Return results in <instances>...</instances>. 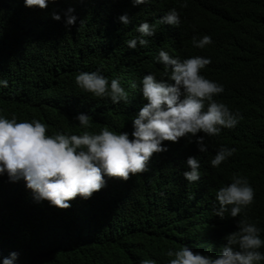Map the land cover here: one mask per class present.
<instances>
[{
  "label": "trees",
  "instance_id": "trees-1",
  "mask_svg": "<svg viewBox=\"0 0 264 264\" xmlns=\"http://www.w3.org/2000/svg\"><path fill=\"white\" fill-rule=\"evenodd\" d=\"M151 0L133 6L132 0H49L46 8L26 7L24 0H0V114L17 121L37 119L56 133L128 132L147 100L140 79L147 73L167 80L154 57L163 48L181 60L210 57L201 74L224 86L214 96L242 116L234 128L205 136L202 153L196 136L165 140L167 151L153 153L145 172L127 180L105 177L106 184L90 198L77 195L68 208L37 201L24 179L11 182L0 175V260L18 253L16 264H168L166 251L184 245L193 252L215 256L224 237L247 219L264 239V0ZM74 9L76 22L67 25L65 12ZM180 13L178 27L159 20L170 9ZM59 13L61 19L52 18ZM127 14L124 25L119 17ZM147 20L157 32L146 47L129 48L139 36L135 28ZM210 35L213 43L201 49L192 38ZM98 71L119 77L129 102L113 104L80 89V72ZM136 82L137 87L131 88ZM91 117L82 128L74 118ZM235 153L218 167L210 160L221 146ZM189 156L199 159L201 179L189 183ZM235 175L247 177L254 202L232 217L221 219L216 191ZM230 207V206H229ZM264 252V247L259 249ZM260 264H264L261 261Z\"/></svg>",
  "mask_w": 264,
  "mask_h": 264
},
{
  "label": "clouds",
  "instance_id": "clouds-1",
  "mask_svg": "<svg viewBox=\"0 0 264 264\" xmlns=\"http://www.w3.org/2000/svg\"><path fill=\"white\" fill-rule=\"evenodd\" d=\"M151 0H132L133 6L146 4ZM49 0H24L26 7L46 8ZM188 6V0L180 5ZM74 9L65 12L66 24L72 25L77 17ZM52 18L60 20L59 13ZM119 20L127 25L129 17L121 15ZM178 27L180 13L170 9L159 20ZM139 36L126 41L129 48L149 44L147 37L157 32V24L147 20L135 28ZM195 47L205 48L213 43L210 35L192 38ZM154 59L163 65L167 80L157 79L156 74L147 73L140 79V93L147 103L140 108L133 119L131 139L128 132H116L104 127L97 133L82 131L80 134L46 135L47 126L37 119L17 121L0 114V175H7L11 182L21 178L31 189L37 201L47 199L59 208H68L77 195L87 199L93 192L106 184L105 177H120L147 171L153 153L167 151L165 140L176 142L188 134L196 136H217L222 128H234L242 119L239 111H232L214 96L224 92V86L201 74L211 63L210 57L193 56L181 60L163 48ZM77 86L94 97H109L113 104L129 102V93L121 86L120 78H109L98 71L80 72L75 77ZM131 88L137 87L136 82ZM0 87L7 88L8 81L0 79ZM87 129L91 117L79 113L74 118ZM205 136H196V143L202 153L208 151ZM235 148L221 146L210 160L212 167H218L235 153ZM189 170L183 176L189 183L201 179L199 159L189 156L186 160ZM255 190L247 177L235 175L230 184L220 187L215 193L218 207L213 213L221 219L228 214L238 216L254 202ZM230 206V207H229ZM261 229L247 219L238 220V230L224 237L218 255L211 256L193 252L183 246L178 250L169 248L168 264H260L264 261V247ZM18 253L13 251L0 260V264H16ZM141 264H156L154 260H143Z\"/></svg>",
  "mask_w": 264,
  "mask_h": 264
}]
</instances>
